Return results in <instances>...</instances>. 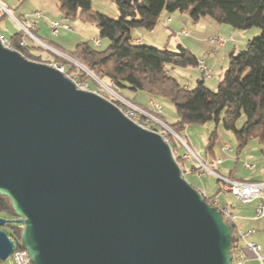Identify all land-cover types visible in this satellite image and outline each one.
<instances>
[{"label":"water","instance_id":"95a60500","mask_svg":"<svg viewBox=\"0 0 264 264\" xmlns=\"http://www.w3.org/2000/svg\"><path fill=\"white\" fill-rule=\"evenodd\" d=\"M0 195V261L17 224L31 264H232V228L158 133L1 43Z\"/></svg>","mask_w":264,"mask_h":264},{"label":"trees","instance_id":"16d2710c","mask_svg":"<svg viewBox=\"0 0 264 264\" xmlns=\"http://www.w3.org/2000/svg\"><path fill=\"white\" fill-rule=\"evenodd\" d=\"M54 1L67 20L79 17L93 22L98 29V39L109 42L103 51L88 43L78 44L68 56L84 64L100 81H110L112 88L121 94L144 91L169 101L175 107L176 121L168 126L178 136L177 131L189 125L214 123L232 133L238 149L252 139L264 147V0H114L116 18L92 13L91 0ZM176 11L188 12L192 22L209 17L233 29L257 27L260 30L241 52L230 55L215 91L209 89L203 79L189 88L170 74L174 67L194 68L196 65L198 58L183 46L177 45L176 51H170L134 41L133 29L153 30L163 12ZM19 36L18 32L9 39L15 47ZM19 53L28 60L45 63L40 56L32 54L29 47L19 49ZM64 64L63 73L66 74L71 69ZM83 76L76 71L74 78ZM212 146L210 142L208 149ZM170 148L179 165L181 155L175 146L170 145ZM185 169L183 163L181 171ZM0 217L16 218L9 199L1 195ZM2 229L15 242L16 248L22 249L19 244L21 225L9 224ZM237 247V239L232 237L233 260Z\"/></svg>","mask_w":264,"mask_h":264},{"label":"rangeland","instance_id":"374dc122","mask_svg":"<svg viewBox=\"0 0 264 264\" xmlns=\"http://www.w3.org/2000/svg\"><path fill=\"white\" fill-rule=\"evenodd\" d=\"M48 1L49 4L43 6L44 9H41L38 0H0V2L8 8L11 14L20 20L23 18H32L31 20H35L33 14L39 10V12H41V10H46L47 13L43 14L47 15L51 14L49 12L52 11L56 15L54 18L49 19L48 25H50L52 21L57 20L62 15H59L60 11L55 8L56 2L54 0ZM91 2L92 13L100 12L110 18L117 17L114 0H105L104 3H100L97 0H91ZM50 3L54 5L53 7L56 11L52 10ZM167 17L170 18V22L165 20ZM35 22L40 25V29H47L46 23L42 18L35 20ZM67 22L69 23L71 30L60 31L54 38L51 36L48 37L46 31L44 34L36 33L38 39L48 46V48H41L28 42L30 52L36 56H40L41 60L45 62L44 64L62 67V64L65 63V68L68 67L71 69L69 70L70 72L65 74V76L79 86L88 84L89 87H92L93 93L108 100L109 93L100 83H98L96 80L97 77L94 76L84 64L75 60L84 66V68H82L76 62H69L66 58L58 57L52 52V50H55L69 57L68 55H72V52L78 44L88 43L89 45L94 46L93 41L99 38L98 29L93 22L83 21L79 17L69 19ZM181 30L188 31L189 34L187 36L189 37L179 36V31ZM18 32L19 27L17 23L10 17H4L0 21V37L10 39ZM259 33L260 30L257 27L245 30L233 29L228 25L218 24L209 17H203L198 22H192L188 12L176 11L173 13L163 12L153 30L148 31L142 28H137L133 29L131 34L132 36H137V34L142 36V44L144 45L166 48L170 51H176L177 45H181L196 58L205 61L207 60L211 66V78L204 80V83L209 89L215 91L223 72L228 66L231 53L238 54L241 52L247 42L258 36ZM217 37L225 40V47L211 41L212 38L215 39ZM181 39L186 41L188 47L181 42ZM99 41L100 45L97 46L96 49L99 51L105 50L109 42L106 39H100ZM64 70V67H62V71ZM76 71L83 74V78H74ZM169 72L180 83L187 85L189 88H194L197 81L202 80L201 75L195 67H174L170 69ZM102 82L112 88L110 81L104 80ZM118 93L132 103L145 109V111L164 123L170 129L167 130L164 126L154 125L155 120L147 118L148 123L156 127V133H158L162 139H167L166 143L169 146H175L178 150L179 155H181V161H179L180 169L183 167V163L186 167L185 171L195 168L192 173L185 175L184 178L192 186L201 192H205V196L219 197L220 200H227V202L234 203L235 201L230 193L224 194L220 191L221 182L218 180L219 177H228L231 170L234 172V177L245 180L257 177L264 173V147L259 145L255 139L248 141L246 146L238 149L232 133L224 130L221 125H215L214 123L189 125L184 130L177 131L179 134L178 136L177 133L172 131L168 126L176 121L175 107L169 101L157 97L156 95L154 96L153 94L139 91L138 103L141 104L140 106L131 98L132 95L129 91L122 94L120 92ZM149 101H153L154 105L157 107L149 105ZM157 108L159 110L158 112ZM138 117L139 115L137 116V120ZM139 120L145 121V119L140 117ZM241 121L242 119L237 122L238 127L241 125ZM210 142L213 145L211 150L208 149V144ZM225 145L229 146L231 150L226 151L224 149ZM188 149L198 157L206 168L199 166V163L194 159L186 162L182 158V155L188 152ZM215 159L222 160L223 164L216 165ZM246 165L251 166V168H246ZM0 264H12L11 258L8 257L5 261H0Z\"/></svg>","mask_w":264,"mask_h":264},{"label":"built area","instance_id":"2783aa9c","mask_svg":"<svg viewBox=\"0 0 264 264\" xmlns=\"http://www.w3.org/2000/svg\"><path fill=\"white\" fill-rule=\"evenodd\" d=\"M100 3H104L105 0H97ZM4 17H10L13 21H15L19 27V34L20 36L18 37L17 41V47L13 45L9 39H4L0 37V43L2 44L3 47L9 49V50H15L19 52V49H24L28 47V42H31L38 47L41 48H48L44 43H42L38 37L36 36L35 32L38 29L37 23L35 20H38L42 18V13L37 11L33 14V18L35 20H31L28 18H23L22 20L17 19L14 17L11 12L8 10L7 7H5L1 2H0V21ZM68 20L61 16L57 20H54L50 23L49 25V34L52 38L56 37L60 31H70L71 27L69 23L67 22ZM167 22H170V18L167 19ZM180 34L183 36L188 35V31L186 30H181ZM212 41L216 42L219 45H224L225 40L222 38H215L211 39ZM94 46H99L100 41L99 39H96L93 41ZM53 53H55L58 57H64L66 58L69 62L73 61L76 62L78 65L82 66L80 63L77 61L61 54L60 52H57L55 50H52ZM53 67L59 69L62 71V67L53 65ZM195 68L198 70L199 74L201 75V78L203 80H208L211 78V69L207 65L205 60L202 59H197ZM63 72V71H62ZM98 83L102 85V87L109 93V99L107 101L111 102L114 104L120 112L129 120H131L133 123L137 124L143 129L154 131L155 126L150 125L148 123L147 118L154 119L155 124L154 125H159V126H164L167 128V130H170L164 123L161 121L157 120L154 118L151 114H149L145 109L139 107L138 105L132 103L131 101L127 100L123 96H121L116 90L111 88L110 86L106 85L102 81H100L98 78H96ZM75 86L82 90V91H88L92 92V88L89 87L88 84H85L83 86H79L76 83H74ZM149 105L157 107L154 105L153 101H149ZM157 108V112H158ZM139 115L140 118L145 119V121H140L139 117L137 120V116ZM164 139V138H163ZM165 142H167V139H164ZM224 149L226 151H230L231 149L229 146L225 145ZM182 158L186 161L189 162L192 159L196 160L199 163V166H202L206 168V166L198 159V157L191 152L188 149V152L182 155ZM217 164H220V160L216 161ZM246 168H251V166L246 165ZM193 169H189L186 171H181L183 177L189 173H192ZM219 177V176H218ZM221 182L220 186V191L223 193H231L233 197L240 202L241 204H249L251 203L254 199L258 200L257 206L255 208V216L257 218H262L264 217V181H259V182H253V181H238L230 178H222L219 177L218 179ZM202 197L206 198L203 192L198 190ZM210 206L216 208L224 222L229 225L232 228V237H236L237 242H242L241 245H238L237 247V253L235 256V259L233 260L232 258V264H244V262L255 259L257 260L260 264H264V249H262L259 245L248 241L246 238L249 236L251 233L254 231H247V232H241L239 230H234L235 226V217L231 213V210L228 206H223V207H218L217 201L215 199H208L206 201ZM9 258H11L12 264H31L28 254L24 249H17L15 248L13 253L9 255ZM234 261V262H233Z\"/></svg>","mask_w":264,"mask_h":264},{"label":"crops","instance_id":"0c3cea01","mask_svg":"<svg viewBox=\"0 0 264 264\" xmlns=\"http://www.w3.org/2000/svg\"><path fill=\"white\" fill-rule=\"evenodd\" d=\"M39 1V5L41 7V9H44L43 6H46L47 4H49V1L48 0H38ZM51 4V3H50ZM54 5L51 4V7H52V10L56 11V9H54L53 7ZM55 8H57V5H55ZM58 9V8H57ZM40 11V10H39ZM43 11V12H42ZM42 14L43 13H47L46 10H41ZM49 13L51 14H43V21L46 23V27L47 29H40V25L37 24L38 26V29L36 31V33H40V34H44V32L46 31L48 37H50V34H49V29H48V24H49V19L51 18H54V16L56 15L54 12L50 11ZM57 13V12H56ZM51 17H50V16ZM59 15H61V13H59ZM169 17H167L165 20L167 21ZM32 19V18H31ZM189 34V33H188ZM179 36H183L180 34V31H179ZM185 37V36H184ZM189 37V36H187ZM134 38V41L135 43H138V44H142L143 43V38L142 36H139L137 34V36H133ZM212 41V40H211ZM181 42L186 46V41H183L181 39ZM214 42V41H213ZM153 43V42H152ZM190 43V42H189ZM194 43V42H193ZM216 43V42H215ZM222 47H225L226 45H221ZM233 53V52H232ZM231 53V54H232ZM206 63L207 65L211 68V66L209 65V62H207L206 60ZM185 87H188L187 85H184ZM130 94L132 95L131 98L136 101L138 103V92H131L129 91ZM150 99V98H149ZM148 99V100H149ZM139 104V103H138ZM141 106V104H139ZM161 114V113H160ZM162 115V114H161ZM216 160L218 159H215V164L216 165H222V160H220V164H217ZM234 172L231 170L229 172V176L226 177V176H222V178H230V179H234V180H238V181H244L245 179H242V178H236L233 176ZM245 181H264V173L263 174H260L258 175L257 177H254V178H248L246 179ZM205 193V192H203ZM229 193V192H227ZM227 193H224V194H227ZM231 194V193H230ZM205 195V194H204ZM232 195V194H231ZM233 196V195H232ZM206 197L210 198V197H213V199H215L217 201V205L218 207H223V206H228L231 210V213L233 214V216L235 217V226H234V230H239L241 232H247V231H254L253 233H251L249 236H247V240L250 241V242H253L257 245H259L262 249H264V217L262 218H257L255 216V208L257 206V203H258V200L257 199H254L251 203L249 204H241L240 202H238L234 197V203H231V202H227V200H220L219 197H214V196H207ZM242 242H238V245H241ZM237 253V252H236ZM244 264H260L257 260L255 259H252V260H249V261H246L244 262Z\"/></svg>","mask_w":264,"mask_h":264}]
</instances>
